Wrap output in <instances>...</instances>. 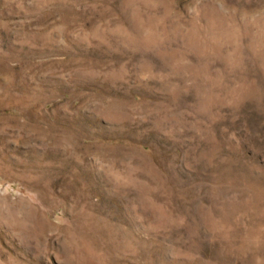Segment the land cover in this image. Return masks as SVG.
<instances>
[{
	"label": "rangeland",
	"instance_id": "rangeland-1",
	"mask_svg": "<svg viewBox=\"0 0 264 264\" xmlns=\"http://www.w3.org/2000/svg\"><path fill=\"white\" fill-rule=\"evenodd\" d=\"M0 264H264V0H0Z\"/></svg>",
	"mask_w": 264,
	"mask_h": 264
}]
</instances>
